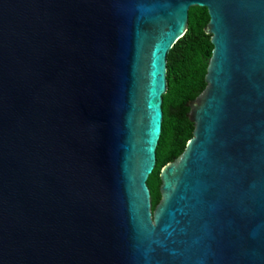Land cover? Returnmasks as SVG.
I'll list each match as a JSON object with an SVG mask.
<instances>
[{
  "label": "water",
  "instance_id": "95a60500",
  "mask_svg": "<svg viewBox=\"0 0 264 264\" xmlns=\"http://www.w3.org/2000/svg\"><path fill=\"white\" fill-rule=\"evenodd\" d=\"M193 5L206 85L151 210ZM0 264H264V0H0Z\"/></svg>",
  "mask_w": 264,
  "mask_h": 264
},
{
  "label": "trees",
  "instance_id": "16d2710c",
  "mask_svg": "<svg viewBox=\"0 0 264 264\" xmlns=\"http://www.w3.org/2000/svg\"><path fill=\"white\" fill-rule=\"evenodd\" d=\"M209 20L205 6L193 5L188 10V26L167 54V91L163 95V120L156 147V164L148 176L151 210L160 200L159 171L184 150L193 135L194 124L187 117L186 103L205 87V74L213 44L204 31Z\"/></svg>",
  "mask_w": 264,
  "mask_h": 264
}]
</instances>
